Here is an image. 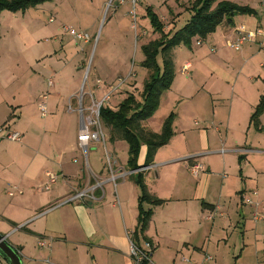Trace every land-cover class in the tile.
<instances>
[{
	"label": "rangeland",
	"instance_id": "obj_1",
	"mask_svg": "<svg viewBox=\"0 0 264 264\" xmlns=\"http://www.w3.org/2000/svg\"><path fill=\"white\" fill-rule=\"evenodd\" d=\"M120 1L52 0L24 14L4 11L0 15V95L4 97L1 103L0 96V123L8 122L0 127V180L7 173L5 168L13 174V179L20 178L21 171L31 173L37 170L38 173L49 170L56 176L57 183L48 193L56 189L62 195L71 192L65 178L58 176L62 173L60 164H64L69 171H74L72 181L76 183L77 190L70 193L74 196L77 191H83L88 182L96 185L98 179L108 180L113 175L128 172L125 179L105 184L107 195L103 201L69 203L55 209L54 214L39 222L40 225L48 218L60 216L67 207L83 205H99L110 215L124 211L128 227L138 221L139 190L134 188L136 185L128 171V144L118 137L114 143L111 142V132L103 126L106 145L94 143L86 156L77 143L80 101L84 97L86 106L94 98L101 101L104 96L101 88L107 91L110 85L119 84V79L125 83L112 95L108 107L116 109L129 94H134L140 101L149 75L142 66L145 58L142 46L161 37L151 26L146 8H153L164 23L166 33L176 32L190 20L192 12L189 9L195 0H142L136 7L137 30L133 28L130 15L133 10L131 0H123V5ZM219 1L243 2V5L256 8L263 19L261 32H255L256 39L247 42L240 51L227 47L226 42L221 38L215 39V35L202 41L201 45L195 41L193 50L177 47L174 50V83L163 94L158 111L144 123L145 130L160 133L165 120L175 113V123L180 120L184 134L186 132L184 148L195 147L199 152H205L200 156L193 155L204 168L200 177L193 175L190 159H180L178 163L150 169L146 173L151 180L157 179V175L164 179L156 184L152 180L149 186L158 188L162 195L159 198L167 202L156 207L145 205L146 209L152 208L157 212L154 219L159 227L177 216L188 203V198L195 197L193 189L198 185L201 202L206 190L215 188L219 193L223 184H230L228 197L224 195L221 199L219 194L217 196L224 209L214 214L202 213L198 220L202 229L194 236V248L188 255L181 247L175 257L177 264H256L258 256L264 258V155L249 156L247 161L240 162V153H220L222 150L248 147L249 144H259L264 148V134L261 137L253 134L255 136L250 143H246V127L255 111L250 96L259 98L264 94V82L257 79L264 78V6L262 0ZM225 28H228L226 21L216 34H223ZM72 33L87 34L90 38L77 40ZM188 61L194 64L193 68L184 67ZM159 64H162L161 58ZM99 80L104 87L97 86ZM254 98L251 97L252 100ZM42 105L46 106V116L42 114ZM248 107L251 113H248ZM214 108L217 116L218 112L223 114V118L219 116L222 121H227L233 110L234 121L230 125H220L219 120L214 119ZM15 123L20 127L15 129ZM217 127L221 135L216 131ZM226 127L230 129L229 133ZM13 131L24 137L21 135L20 141L7 139L6 136ZM226 134L230 138L234 134L239 139L222 144L221 139ZM146 151L147 147L143 145L140 163L145 159ZM8 180L10 182L4 185L2 194L0 189V210L6 209L7 201L14 197L19 201L26 200L31 192L40 197L47 194L44 184L40 186L37 182L33 190L28 183L21 187ZM126 181L125 187L121 186ZM80 183L82 187L78 185ZM14 186L19 188L18 191L13 189ZM255 191L259 192L255 201L262 203L256 210L244 205L241 199L242 192L250 196ZM100 192L103 193L102 190ZM10 193L13 196H9ZM208 193L211 194V190ZM99 196L95 195L96 198ZM177 198L186 200V204ZM34 199L37 201V197H31V201ZM59 202L51 207L59 205ZM236 202L238 208L245 209H237ZM114 204L117 208L112 207ZM254 212L262 220L255 222ZM208 215H213L212 222L204 220ZM84 221L81 218V222ZM176 226L178 229L191 227L185 221ZM28 230L19 232L15 238L24 241ZM31 246L32 250L36 247L33 238L29 240ZM209 256L212 257L210 261L207 260ZM183 257L189 262L183 263ZM166 259L170 261L169 257Z\"/></svg>",
	"mask_w": 264,
	"mask_h": 264
},
{
	"label": "crops",
	"instance_id": "obj_2",
	"mask_svg": "<svg viewBox=\"0 0 264 264\" xmlns=\"http://www.w3.org/2000/svg\"><path fill=\"white\" fill-rule=\"evenodd\" d=\"M240 5H243V2H241ZM246 5L250 6L249 4ZM253 9L257 11L256 8ZM257 13H258L257 16H247V15L236 16L234 18L233 27L227 24L228 28L223 29L222 31L223 34L217 35L216 33H214L212 35L216 36L214 37L215 39L221 38L223 41L226 42L224 44H226L227 47H230L229 44L234 43L239 39L240 37L239 29L241 27H245L247 32H251V33H255L258 31L261 32L259 29L263 28V24H262L263 19H262V15H260L258 11ZM212 35H210L208 39L211 38ZM195 41H197L199 45L203 44L204 42L198 40V38H195L193 40V47ZM199 41H201V43ZM253 41L254 40H252L251 42ZM174 55L176 57L175 52ZM193 66L194 64L188 61L186 62L184 67L193 68ZM257 79H260L264 82V78L262 77H259ZM101 89L104 90L103 91V95H104L106 93V90L104 88ZM0 96H1V103H3L4 97L2 95ZM261 96L262 95H260V97ZM251 97L252 98L255 97V98L252 100ZM260 97L258 98V96H253V95L250 96L252 107L253 105H255L254 108H256V105H258L259 103ZM236 103H238V100H236ZM12 108L15 109L16 107H12ZM251 111L252 110L248 107V113H251ZM213 115L215 120H219L218 122L220 125H230L234 121L233 110L231 111L227 121L220 120L219 116L223 118V114L218 112V116H217L216 108H214ZM12 116L13 115H11L9 119H11ZM263 121H264V114L260 118L261 126H264ZM4 124H8V122L7 123L6 121L5 123L1 122L0 127L4 126ZM197 124L198 123H196V125ZM13 126L15 129L20 127V125L17 123H15V125ZM183 127H184L183 123L180 122V120L174 123V131H175L174 137L171 139V141L167 146L158 150L155 156L154 165L146 169L145 170L146 173H148L150 169H156L157 167L158 168L166 167L167 165H171L174 162L178 163V160L180 159L184 161L190 159L191 167L199 164L194 160L195 157H193V155L200 156L205 152H199L198 148L195 147L192 149L184 148V140L186 138V132L184 134ZM216 131L218 132L219 135H221L222 132L218 127L216 128ZM226 132L228 133L230 132V129L228 127H226ZM246 132H247L246 143L248 144L250 143L253 136H255L253 134H256L257 136L260 137L262 136V134H264L263 132L257 131L253 127V125L251 124V117L249 118V124L246 127ZM21 135L24 137L23 134ZM232 136L233 137L230 138V136L227 137L226 134V137H223L221 139L222 144H227L228 142L233 143V141L239 139L234 134H232ZM253 147H259V149ZM168 148L171 149H169V151L164 150ZM190 152L194 154L185 156L187 153ZM228 152L236 153V154L240 153L238 157H239V161L242 162V161H247V159H249V156L264 155V148L259 144L256 145L249 144L248 147H237V148L228 149L227 151H225V154ZM144 162L145 159L143 160L142 163H140V159H139V164L141 166L144 164ZM60 165L62 166V173H60L58 176L62 175L65 178V183L69 186L71 192L76 191L77 190L75 187L76 183L72 181L74 171H69L67 165L64 164L63 165L60 164ZM4 171H6L7 173H4V175L5 174L6 175L5 176L3 175L4 176L2 177L3 180L2 179L0 180L1 194L4 185L7 184V182L8 183L10 182L8 179L12 180V182H14L13 184H17L18 186L21 187L25 186V184L28 183L34 190L36 189L35 186L37 182L40 186L43 184L45 185L47 183L49 179L47 177L48 173L54 175L49 170L47 171L41 170L38 171V173H36L37 170H34L31 173H27V171H21V177L17 179L15 177L13 179L12 177L13 174L9 173L6 168ZM203 171L204 168L202 172ZM146 173H145V180L150 190V193L154 196H158V198L162 197L158 188H156L155 186L150 188L149 183H151L153 180V182L156 184L158 182L163 181L164 179H162L160 175L159 176L157 175V179L151 180L150 176L146 175ZM200 175L198 177H200ZM108 180H105L107 181L106 185L109 184ZM132 181L134 185H136L134 180ZM127 182L128 181L122 182L121 186L125 187ZM56 183H57V179H56ZM55 185L51 186V189ZM78 185L82 187L81 183ZM88 185H94V183L92 184V182L91 183L88 182L86 186H83L84 187L83 190L86 189ZM134 188H138L139 195L137 197L139 198L140 189L137 185ZM13 189L18 191L19 188L17 186H14ZM51 189L50 191H46L45 193L47 194H45L42 197L36 195L33 192L30 193L29 195L30 197L27 196L26 200L18 201V198L14 197L10 201H7L8 203L6 209L0 210L3 212L0 213V235L6 237L7 242L10 245H12L15 249L19 250L17 251L21 255L24 264H48L46 262L48 259L55 261L57 264H134L129 255L130 240L128 238L127 233L131 232L134 234L135 231H137L138 221L135 220V223L132 224L130 227H128L126 223L124 211L118 213V215L116 214V212L113 215H110L107 212L102 211L99 205H95L93 207L88 205L87 206L83 205L77 208L67 207L68 209H66L60 216L58 215L50 219L48 218L47 221L45 220L40 225L39 222L45 219L46 217L54 214L55 209H59L61 207L67 206V204L69 203L64 202V200L69 199L72 195L70 194L71 192L70 193L66 192L61 195L60 193L57 192L56 189L54 190L53 193H48L51 192ZM104 189H105V185H104ZM227 189L230 190V184L228 186L223 184L219 193H217V190L215 188L210 189L211 194L208 193L210 190L208 191L206 190L205 195L202 201L200 202L201 193H200V186L198 185L196 189L195 188L193 189L196 192L195 197L188 198L189 200H187L188 202L187 204H186V200H181L180 198H177V201H183L184 204H186V206H184L180 210V212H178L177 216L173 217L172 219H169L168 221H164L161 224L162 225L161 227L157 225L156 218L154 219V216L157 213V212L155 213L154 211L152 220L149 224L147 231L144 234H140L138 240L140 246L144 247L147 243H150L152 245L153 264H171V262L177 264L175 257L178 256L181 247L182 250L188 252L187 254L189 255L192 248H194L193 247L194 236L196 233H199L200 230L202 229V226L199 225L198 223L199 218L202 216V213L204 214L206 212L208 213L210 212L214 214L221 212V210L224 209L221 203H218L219 201L217 199V196L219 194L221 199H223L224 195H226L228 192ZM100 191L101 190H97L95 192V195L100 194V196L97 197L96 198L97 200L94 202H101L106 198L107 195L106 190L103 193H101ZM19 193L22 195V192ZM191 193L193 196V191ZM12 194L13 193H10L9 196H11ZM31 197L32 198L37 197V201H35V199L34 201H31ZM226 197H228V195H226ZM57 202H59L58 203L59 205L51 207L52 204ZM84 204H90V201H86ZM261 205L262 203L260 204V206ZM112 207L117 208L115 204L112 205ZM230 207L231 206L228 207L229 210ZM235 207L237 209H242V210L245 209L244 207L238 208L237 202L235 203ZM81 218H84L85 221L81 222ZM204 220L206 219L204 218ZM183 221H185L187 225L188 224L191 225V227H188V229L185 228L178 229L176 225ZM195 224H197L199 229H197ZM18 226L21 227L16 228ZM167 226H169V229H166ZM24 230H28V232L25 231L27 233L24 234L25 237L24 241L20 240L19 238H15V236L19 234V232H22ZM30 238H33L35 240L36 247H34L33 250H32L33 248L32 246L31 248L29 247ZM41 240L47 243V247H41L39 245ZM165 257L166 258L169 257L170 261H168ZM182 262L188 263L189 259L183 257ZM263 263H264V258L262 259L258 256L256 264H263ZM0 264H7V263L0 257Z\"/></svg>",
	"mask_w": 264,
	"mask_h": 264
},
{
	"label": "trees",
	"instance_id": "obj_3",
	"mask_svg": "<svg viewBox=\"0 0 264 264\" xmlns=\"http://www.w3.org/2000/svg\"><path fill=\"white\" fill-rule=\"evenodd\" d=\"M49 1L52 0H0V15L4 11L24 14ZM189 10L192 12V16L186 25L176 32L166 33L164 23L153 8L151 6L146 8V16L150 20L151 26L161 37L142 46L145 57L142 66L148 70L149 74L144 84L142 98L139 101L134 94H129L116 109L102 107L100 111L103 126L111 132V142L114 143L118 137L125 141L129 147L128 171L133 172L130 177L140 189L138 229L133 234V240L138 245L139 235L147 231L154 213L152 208L146 209L145 205L156 207L167 202L149 192L145 180L146 171L139 170L153 166L158 150L167 146L175 135V113L168 116L160 133L144 129V123L155 115L160 107L163 94L169 91L174 83V50L179 46L192 49L195 38L201 41L208 39L225 21L233 27L236 16L258 15L257 11L248 5L219 0H195ZM159 58L162 59V64H159ZM263 114L264 94L260 97L251 116L253 127L264 133V126H261L260 123ZM143 145L147 147V153L145 162L141 166L139 159ZM0 257L10 264L1 254Z\"/></svg>",
	"mask_w": 264,
	"mask_h": 264
},
{
	"label": "built area",
	"instance_id": "obj_4",
	"mask_svg": "<svg viewBox=\"0 0 264 264\" xmlns=\"http://www.w3.org/2000/svg\"><path fill=\"white\" fill-rule=\"evenodd\" d=\"M142 0H131V3L133 5V10L130 12V15L133 18V28L137 30L138 24H137V11L136 7L138 3H140ZM125 1L121 0L120 4L123 5ZM262 4L264 6V0H262ZM264 12V8H263ZM53 22V20H51ZM240 37L237 41L234 43L229 44V46L236 51L241 50L243 45H245L247 42H251L256 38V33L247 32L245 27H241L239 29ZM259 32V31H258ZM72 36L76 38L77 40H88L90 37L85 34H75L72 33ZM201 43V41H199ZM119 84L117 85H110L107 89V93L104 94L103 99L101 101L95 100V98L90 102L88 106L84 103V97L80 101V106L78 109V112L81 116V122H80V130L77 136V143L81 150L85 152V155L87 156L89 148L95 143V144H103L106 145V135L103 130V124L100 119V111L102 107H108L107 104L111 101L112 95L117 92L122 85L125 83V80L119 79ZM98 87H104V84L99 80L97 83ZM43 116H46V106L42 105L41 107ZM1 131V130H0ZM7 139L12 141H20L21 140V134L18 132H10L7 136ZM222 154L225 153L224 150L220 151ZM149 168V167H148ZM148 168H143L142 170H146ZM203 168L202 166L194 165L192 167V173L195 177H198L200 173L202 172ZM141 171V170H140ZM133 172H130L131 175ZM128 176V172L121 173L119 176L113 175L112 178L108 180V182L116 183L118 179H125V177ZM47 177L49 178L47 183L44 185L45 191H50L51 186L55 185L56 183V177L50 173L47 174ZM96 178V177H95ZM97 179V178H96ZM107 181L97 180L96 185H88L86 189L83 191L77 192L74 196H71L69 199H67L66 203L70 202H78V201H96L95 192L97 190L104 191V185ZM91 183V182H90ZM259 196V192L255 191L252 195H248L246 193L242 194V202L244 205L253 207L255 210L259 208L260 203L255 201V198ZM206 221H213L214 217L213 215H208L205 217ZM253 219L255 222H259L262 220V218L259 216V214L256 212L253 213ZM128 238L130 240V248H129V255L132 259L134 264H153L152 261V254H153V247L150 243H147L144 247L136 244L133 240V233H127ZM41 247H47V243L43 240L39 243ZM50 245V243H49ZM48 245V246H49ZM208 261L212 260V257L207 258ZM50 264V262H47Z\"/></svg>",
	"mask_w": 264,
	"mask_h": 264
},
{
	"label": "water",
	"instance_id": "obj_5",
	"mask_svg": "<svg viewBox=\"0 0 264 264\" xmlns=\"http://www.w3.org/2000/svg\"><path fill=\"white\" fill-rule=\"evenodd\" d=\"M0 254L7 259L10 264H24L19 252L7 242L6 237L0 236Z\"/></svg>",
	"mask_w": 264,
	"mask_h": 264
}]
</instances>
